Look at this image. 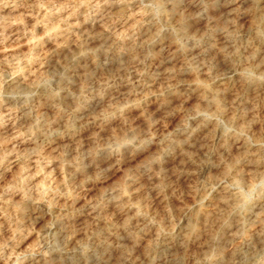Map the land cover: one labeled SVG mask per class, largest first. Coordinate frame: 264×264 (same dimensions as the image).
<instances>
[{"label": "rangeland", "instance_id": "374dc122", "mask_svg": "<svg viewBox=\"0 0 264 264\" xmlns=\"http://www.w3.org/2000/svg\"><path fill=\"white\" fill-rule=\"evenodd\" d=\"M0 264H264V0H0Z\"/></svg>", "mask_w": 264, "mask_h": 264}, {"label": "bare ground", "instance_id": "6f19581e", "mask_svg": "<svg viewBox=\"0 0 264 264\" xmlns=\"http://www.w3.org/2000/svg\"><path fill=\"white\" fill-rule=\"evenodd\" d=\"M246 146V145H245ZM227 192V191H226Z\"/></svg>", "mask_w": 264, "mask_h": 264}]
</instances>
